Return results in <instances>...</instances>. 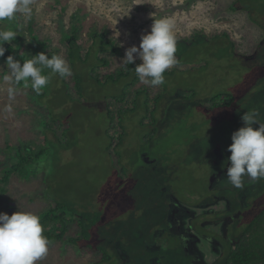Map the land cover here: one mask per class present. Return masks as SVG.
I'll return each mask as SVG.
<instances>
[{
  "label": "rangeland",
  "instance_id": "rangeland-1",
  "mask_svg": "<svg viewBox=\"0 0 264 264\" xmlns=\"http://www.w3.org/2000/svg\"><path fill=\"white\" fill-rule=\"evenodd\" d=\"M31 7L32 16L36 15L37 22L46 25V37L52 39L53 50L58 51L60 56L66 51L64 31L79 19L73 14L77 10L81 11L80 18L86 14L81 32L84 45H90L89 34L96 28L119 46V54L112 57V69L122 67L126 49L139 46L141 34L150 31L154 19L170 18L176 36L177 61L170 68L177 72L164 78L168 81L165 86L168 93L162 89L163 97L157 114L162 112V116L169 117V110L176 107L178 115L162 125L163 131L161 133L159 130L153 143H144L143 136L151 132L152 127L140 126L146 114L145 105L142 104L125 115L127 134L120 149L111 154L107 151V131L110 126L111 129L114 127L113 122L119 121V118L115 111L110 115L105 111V99L115 94L121 95L123 85H98L95 91H86L88 100L84 99L85 103H82L72 99L59 85V78H56L58 86L56 90L50 88L49 97L56 95L62 99L61 104L59 102L56 106L58 115L62 113V121H58L62 123L56 135L58 140L48 143L46 155L37 169L29 172L28 180L15 173L10 176L8 184L0 183V188L8 187V193L0 197V212L11 215L21 211L39 215L46 207L45 201L38 198L43 193L45 199H50L46 200L47 203L51 200L56 203L67 201L65 209L76 211L83 217L101 215L102 220L116 217L126 223L134 217L132 228H135L139 216L136 210L141 206L145 209L144 215L150 218L154 217L152 214L156 215L157 223L171 220L174 227L179 213H182V200L201 197L209 185L208 175L219 195L227 186L238 190L243 208L256 210L264 205V178L253 180L245 175L242 178L243 187L236 188L228 181L227 168L223 166H229L230 152L227 148L232 143V133L243 126L241 116L251 109L264 108V30L254 24L246 13L240 10L231 12L226 0H32ZM252 13L248 11L247 14L250 16ZM255 13L258 14L255 19L264 28V12L258 9ZM0 30L11 29L0 21ZM202 32L208 36L227 33L239 51L227 56L225 42L204 38ZM63 59L67 62V57ZM0 60L5 63V59ZM220 61L226 64L222 69H218ZM230 63L233 70L228 68ZM79 71L83 83L98 84L90 81V70L83 68ZM98 71L102 72V69ZM6 74L5 64L0 65V180L5 177L6 147L34 139L38 140L40 146L45 145L46 138L37 137L40 130L48 133L47 137L50 131L58 132L55 126L46 130L47 124L57 123L54 115L47 110L46 103L38 102L31 82L27 87L24 84L18 86L4 81L2 77ZM139 86L146 84L139 80ZM10 87L15 90L12 96L8 92ZM224 88L242 98L235 102L227 115L222 109L215 112L205 109L206 99ZM153 89L152 98L158 93V87ZM192 90L194 94L190 93ZM184 96L191 100L185 101ZM173 97L177 100L169 105L170 101L175 100ZM180 99L181 104L178 102ZM49 100L48 103H51ZM207 106L211 107V104ZM258 119L263 123L260 115ZM116 130L122 132L121 127L110 132ZM169 150L172 153L164 155ZM148 152L150 155L147 156ZM14 162L17 163V160ZM165 163L174 179L176 186L172 188L176 193L163 192V195L159 187L154 189L153 186L160 185L158 174H155L162 166L166 168ZM124 174L126 178H123ZM40 175L43 179L50 178L52 186L49 187L47 183L43 186ZM134 177L137 178L135 184ZM131 203L136 204L133 209L129 207ZM152 203L157 204V211L149 209ZM195 207H187L189 220L194 216ZM248 212L246 215L252 214ZM127 215H131L128 220ZM165 224L171 233H176L168 223ZM188 235L192 264H215L221 245L217 247L214 242L200 237L194 229ZM72 237L67 235V238ZM164 247L175 250L172 249L175 246ZM82 251L86 252L65 240L50 241L46 256L37 264H88L93 254L82 255ZM163 255L164 264H170V259L175 257L166 251Z\"/></svg>",
  "mask_w": 264,
  "mask_h": 264
},
{
  "label": "trees",
  "instance_id": "trees-1",
  "mask_svg": "<svg viewBox=\"0 0 264 264\" xmlns=\"http://www.w3.org/2000/svg\"><path fill=\"white\" fill-rule=\"evenodd\" d=\"M226 3L231 12L240 10L239 12L246 13L254 24L264 30L263 26L258 24V22H261L255 19L258 16V14L255 13L258 9L259 12H264V0H226ZM248 11L253 13L249 16L247 14ZM80 14V10H77L73 14V17L79 19H77L76 24L66 28L64 31L66 33L63 38L66 51L61 57H67L72 75L62 78L58 74H52L50 69H44L42 74L49 76V83L42 89L40 94L34 93L40 104L46 103L47 110L54 115V121L57 123L54 125L47 124L48 127L46 130L49 131L50 126H55L54 129L57 127L58 132L53 133V131H50L47 137L46 135L48 133H45L44 130H40L37 137H46L45 145L40 146L38 140L34 139L20 141L17 144L6 147L5 151L8 158L5 163H7V166L4 172L5 177L0 180V183L6 182L8 184L10 182V176L15 173L21 174L28 180L30 177L29 172L31 170L35 171L42 157L46 155L48 143L58 140L56 135L59 133L60 127H62V123H58V121H62V113L58 115L56 106H58L59 102L61 104L62 99L60 96L57 97L56 95L52 98L49 97L50 88L52 87L56 90L58 82L62 88H65V92H67L72 99L79 100L82 103H85L84 99L88 100V92L95 91L98 85L105 86L111 83H120L123 85L121 95L115 94L105 99V103L107 104V106H105V111L107 110L109 115L110 113L112 114V111L116 112L119 118L118 125L122 130L119 134L116 132L112 133L110 132V126V130L107 131V136L109 137L107 151L111 154H114V152L120 149L124 137L127 134L125 129L126 125L124 123L125 115L130 111H135L142 106V104L145 105L146 114L140 126L150 125L152 127V131L143 136L144 143H153L158 137L159 130L162 133V125H164L168 119L172 120V117L178 115L176 107H172L173 109L169 110V117L162 116V112L157 114L160 108V100L163 97L162 89L164 88V91L168 93L165 87L168 81L164 80V86L146 85L140 87L139 78L134 71L136 65L141 63L140 60H136L135 63L131 65H122V67L118 69H112V57L119 54V46L115 45V41H109V37L106 34H100L95 28L92 33L89 34L90 45L87 46V44L84 45L82 43L81 32L84 28L83 21L87 15L84 14L80 18ZM220 19L222 21L226 20L225 18ZM2 22L5 27L7 26V28L15 31L17 36L11 41L12 43H4L3 46L6 51L4 57H0V59H6L8 55H12L24 61L26 59H31L33 55L40 52H45L49 58L53 55L60 56L58 51L53 50L52 39L46 37V25L37 22L36 15L31 16V19H26L23 18L22 14H17L15 19L4 20ZM202 34L204 33L202 32ZM204 35V38H209L214 42L218 39L223 43L225 42L224 46L228 48L227 56L232 52L239 51L238 46L227 33H218L211 36ZM191 36L193 38V35ZM226 59H229V57L225 58V60ZM3 64L5 63L0 60V65L2 66ZM219 64L220 68L218 69H222L226 66L225 61H220ZM83 68L90 70V81L98 84L83 83V77L81 76V71H79V69ZM228 68L233 70L232 63H230ZM99 69H102V72L98 71ZM175 72H177V70H173V68L167 69L163 74L164 78L173 75ZM56 78H59L58 82H55ZM17 85L21 86L23 83ZM153 87H158V93L154 98L151 97L154 91ZM87 90L88 92L86 94ZM192 91L193 92L190 93L194 94V90ZM173 98L175 100L172 102L170 101L169 105L177 100V98ZM183 98L185 101L191 100L188 96H184ZM240 98H242L241 95L227 91L224 88V90L214 93L212 98L206 99L204 108L213 110L214 112L222 109L224 114L227 115L229 112L228 110ZM48 99H51L49 100L51 103H48ZM178 102L181 104L182 100L180 99ZM209 103L211 107L207 106ZM61 108L63 110L64 106ZM259 113L264 123V108H259ZM182 114H185V112L182 111ZM168 153H172V151L169 150L165 152L164 155ZM148 155H150L149 152L147 153V156ZM163 159L166 161L165 157ZM14 160H17V163L14 162ZM167 163H165L167 169L162 166L158 170L161 174L158 172L155 174H158L160 185L153 186V188L156 189V187H159L160 194H163V192L164 194L166 192L176 193L173 189L176 185L174 179L171 178ZM223 166L227 168L225 164ZM40 177L43 186H45V183H47L49 187L52 186L50 178L43 179L42 175H40ZM126 177L127 175L124 174L123 178ZM136 181L137 178L134 177L133 184H135ZM204 181L206 182L205 179ZM156 182L157 181L154 180L155 184ZM207 183H209V185L205 188L201 197L182 200V213H179L176 219L177 223L175 224L174 222V227H172L171 220L165 222L176 232L175 234L168 230L167 224L162 222L157 223L155 221L156 215L151 213L154 216L152 218L144 215L143 211H145V209L140 206L141 204H138L140 207L136 210L139 216L136 220L135 228H132L134 217H132L128 223L122 222L120 221L121 219L116 217H111L108 220H102L103 217L101 215L83 217L80 216L79 213H76V211H67L65 209L66 203H68L67 201L56 200L58 201V203H56L51 200L47 203L46 200L50 199H45L43 193L38 198L45 201L46 207L37 216L40 218V223L44 229L43 235L46 236L49 241L62 242L65 240L68 244L71 243L86 250V252L82 251V255H85V253L93 254V258L88 264H164L163 254L165 251L175 256L174 259H170V264H192L193 261L191 260L193 258L189 253V248H191V246L188 242V234L193 231V229L196 230L200 237L207 238L214 242L217 247L221 245V250H218L220 256H217V262L215 264H264V205L256 210H247L243 208L241 204L238 190H233L232 187L227 186L223 191H220L223 192V194L221 193V195H219V191L215 188L214 181H210L209 175ZM244 189L245 187L243 190ZM7 193V186L0 188V197H3ZM135 205V203H131L129 207L133 209ZM188 205L196 206L194 216L191 220H189ZM149 209L157 211L158 206L156 203H152ZM129 210L130 212H134L131 209ZM247 212L252 214L246 215ZM130 216L131 215H127L126 220H128ZM154 221L155 223H153ZM67 235L73 237L67 238ZM124 245H127V247H124ZM167 245L175 246L173 248L171 247L175 250H167L164 247Z\"/></svg>",
  "mask_w": 264,
  "mask_h": 264
},
{
  "label": "clouds",
  "instance_id": "clouds-1",
  "mask_svg": "<svg viewBox=\"0 0 264 264\" xmlns=\"http://www.w3.org/2000/svg\"><path fill=\"white\" fill-rule=\"evenodd\" d=\"M32 0H0V21L15 19L22 14L26 19L32 16ZM170 18L154 19L147 34H141L139 46L126 49L121 64L131 65L139 59L134 71L140 82L158 86L164 83V73L176 64V36ZM13 30H0V57L5 55L6 42L16 38ZM135 54V55H134ZM7 74L2 78L12 83L31 82L36 94L49 83V76L43 75L44 69L60 77L72 75L68 63L59 55L51 58L40 52L21 63L12 55L5 59ZM9 88V96L14 94ZM258 109H251L241 116L243 126L231 135L228 146L227 179L236 188L243 187L242 178L247 175L253 180L264 178V123L258 119ZM258 125V127H254ZM40 218L30 212L17 211L11 215L0 212V264H37L46 256L49 240L43 235Z\"/></svg>",
  "mask_w": 264,
  "mask_h": 264
},
{
  "label": "built area",
  "instance_id": "built-area-1",
  "mask_svg": "<svg viewBox=\"0 0 264 264\" xmlns=\"http://www.w3.org/2000/svg\"><path fill=\"white\" fill-rule=\"evenodd\" d=\"M113 123H114V127L111 129V131L114 130L115 128L120 129V127H119V125H118L119 121H114ZM115 132H116L117 134H119V133H118L119 131H117V130H116V131H113L112 133H115Z\"/></svg>",
  "mask_w": 264,
  "mask_h": 264
},
{
  "label": "crops",
  "instance_id": "crops-1",
  "mask_svg": "<svg viewBox=\"0 0 264 264\" xmlns=\"http://www.w3.org/2000/svg\"><path fill=\"white\" fill-rule=\"evenodd\" d=\"M106 112H107V110H106ZM50 134V133H49ZM46 138V137H45ZM47 139V138H46Z\"/></svg>",
  "mask_w": 264,
  "mask_h": 264
}]
</instances>
